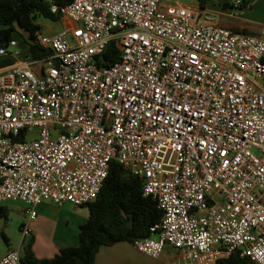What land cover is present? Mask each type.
I'll return each instance as SVG.
<instances>
[{"label": "built area", "instance_id": "obj_1", "mask_svg": "<svg viewBox=\"0 0 264 264\" xmlns=\"http://www.w3.org/2000/svg\"><path fill=\"white\" fill-rule=\"evenodd\" d=\"M49 1L76 23L36 32L52 54L0 67V202L29 219L46 199L84 204L117 160L163 209L140 251L264 264V24L244 32L175 0ZM112 40L120 56L98 64ZM19 54L17 38L0 45ZM0 264H22L20 249Z\"/></svg>", "mask_w": 264, "mask_h": 264}, {"label": "trees", "instance_id": "obj_2", "mask_svg": "<svg viewBox=\"0 0 264 264\" xmlns=\"http://www.w3.org/2000/svg\"><path fill=\"white\" fill-rule=\"evenodd\" d=\"M64 5L71 0H56ZM206 7L211 0H197ZM240 6H247L243 0ZM224 5H231L229 1ZM232 6V5H231ZM52 20H60L62 14L51 9L49 0H0V45H7L9 40L20 32L26 44V54L38 58L52 54V49L40 45L36 41V32L42 30L39 16ZM22 29V30H21ZM241 31L250 33L247 28ZM121 54L115 40H112L98 57V64H110ZM2 61L10 62L12 57ZM144 180L132 172L121 162L113 160L103 185L95 197L81 206L88 207V217L78 230V243L61 246L52 256H38L34 250V235L26 233L20 247L22 264H97L96 253L102 245L114 244L127 240L132 243L136 239L151 235L152 226L163 217V209L158 200L143 190ZM11 207L0 202V218L7 219ZM0 237L9 244L10 237L4 229ZM220 264H254L249 256L233 252L223 258Z\"/></svg>", "mask_w": 264, "mask_h": 264}, {"label": "crops", "instance_id": "obj_3", "mask_svg": "<svg viewBox=\"0 0 264 264\" xmlns=\"http://www.w3.org/2000/svg\"><path fill=\"white\" fill-rule=\"evenodd\" d=\"M175 1L189 5L198 4V2L189 3L186 0H175ZM247 2H249V0H247ZM58 21H61V24L58 27L53 26L51 32L48 33H54L66 27L67 25H72L76 23V21H74L71 17L67 15L62 16V18ZM39 22L41 23V21ZM261 26L262 25L253 26L247 23H240L239 26H234L233 28L237 30L247 28L251 31L250 33H259ZM18 44L21 50V54H19V56H14V57L0 55V67L9 65L14 62H22L24 61V59L28 57L26 54V44L24 39L18 38ZM5 57H12V61L2 63V61L6 59ZM15 201H20L22 203L23 209H25V203L23 201L21 200H15ZM67 203H71V202H65L63 204H57V203L55 204L57 205L56 207H60L61 209H64V205ZM55 204L47 200H43L42 202H40L37 206L38 208L37 217L33 219H29L27 216L28 222L26 223L23 221V224L20 226V232H15L14 236L10 234V232H8L7 229L3 228L7 233V235L10 237V242L8 244L4 241L2 237H0V257L9 249L12 248L20 249L24 236L26 235L24 229L25 226H29L32 234L34 235L33 247L38 256H52L57 251H59L61 246L68 244H77L78 243L77 234H78L79 226L82 222H84L87 219L88 214L82 212L81 210L79 212L78 209L74 211H69V215L66 216L67 226L58 227L53 222L49 224L51 218L47 215V211H45L48 210L49 207L55 206ZM42 210L43 213L41 212ZM23 214L25 215L26 211H23ZM180 256H181V252H179V250L168 245L166 246L165 250L161 255L154 257L143 251H140L132 242L123 240L110 245H102L98 250V252L96 253L95 259L97 264H169L170 262L176 260Z\"/></svg>", "mask_w": 264, "mask_h": 264}, {"label": "rangeland", "instance_id": "obj_4", "mask_svg": "<svg viewBox=\"0 0 264 264\" xmlns=\"http://www.w3.org/2000/svg\"><path fill=\"white\" fill-rule=\"evenodd\" d=\"M189 3H197V0H186ZM232 0H211L208 2V8L218 17L220 24L227 25L230 27L239 26L240 23H247L249 25L257 26L264 24V0H249L247 6L234 8L231 5H224V2ZM42 23V31L45 33L51 32L52 27H58L61 21L52 20L48 17L40 16L38 18ZM22 30V29H21ZM15 38L22 39V34L20 32L15 33ZM25 53V52H24ZM26 55V54H25ZM49 202L55 204L52 200L46 199ZM3 203L8 204L12 211L7 219L0 218V229H7L13 236L15 232H20V226L24 222H28L27 216L24 215L22 203L15 200H7ZM49 207L47 215L51 218L49 224L55 223L58 227L67 226L66 216L69 215V211H74L76 209L88 214V207L81 205H74V203H67L64 205V209L60 207ZM43 213V210L41 211ZM24 217V220H23Z\"/></svg>", "mask_w": 264, "mask_h": 264}]
</instances>
